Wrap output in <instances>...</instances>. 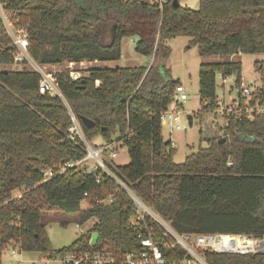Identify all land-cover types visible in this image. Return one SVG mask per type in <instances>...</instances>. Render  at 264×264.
Segmentation results:
<instances>
[{
	"label": "trees",
	"instance_id": "trees-1",
	"mask_svg": "<svg viewBox=\"0 0 264 264\" xmlns=\"http://www.w3.org/2000/svg\"><path fill=\"white\" fill-rule=\"evenodd\" d=\"M0 5L26 30L28 53L38 65L97 64L77 80L66 71L55 73L66 105L41 94L37 72L6 68L13 65L14 49L0 18V264L11 245L48 259L91 251L118 261L140 250L139 232L152 236L166 264L191 260L180 246L170 247L173 238L151 217L144 218L145 227L135 225L129 192L179 235L264 237V114L248 120L243 109L223 116L222 137H207L201 127L206 145L175 163L160 114L179 83L154 62L107 65L120 59L125 37L133 39L135 53L153 60L167 58L164 42L176 36L187 37L201 57H226L199 65L196 115L201 120L218 108L217 75L234 76L233 85L240 84L241 64L229 58L264 53V0H198L197 9L175 7L172 0L161 6L155 0H0ZM258 65L264 74L263 63ZM259 91L264 97V81ZM69 112L87 141L99 136L103 144L125 147L126 165L110 170L104 162L115 179L99 167L89 172L82 165L42 182L44 167L86 155L80 140L68 137ZM81 118L94 126L85 127ZM44 211L76 214L78 225L92 223L69 245L54 249ZM196 253L205 264H264L261 252Z\"/></svg>",
	"mask_w": 264,
	"mask_h": 264
},
{
	"label": "rangeland",
	"instance_id": "rangeland-1",
	"mask_svg": "<svg viewBox=\"0 0 264 264\" xmlns=\"http://www.w3.org/2000/svg\"><path fill=\"white\" fill-rule=\"evenodd\" d=\"M179 5L191 9H197L198 0H178ZM188 38L184 36H176L171 39L165 40L164 44L169 48V54L165 60L156 58L153 60L151 57H143L134 52V41L132 38H123L121 40V57L118 61L110 63L108 66H133L144 65L150 66L152 62L158 65H163L170 72L172 80L182 84L187 99L179 102L176 105V110L180 112L181 130L170 129L168 126L162 125V134L165 140H170L172 146L175 148L173 161L181 163L189 154L196 152L199 147H204L206 143L200 140L199 130L201 127L206 130L207 137H222V132L219 130L224 125L222 109L227 108L231 100H234L237 90L233 86L234 76H228L223 81L222 78L216 76V95L220 100V110L204 114L202 119L199 120L196 112L200 109L198 97V68L201 63L218 62L227 59L221 56H208L201 57L197 53L196 46L188 44ZM230 60L239 61L241 64V79L245 86L258 87L264 81L263 70L259 71L256 68L257 64L264 66V53L263 54H239L229 58ZM94 63H75L74 69L80 70L81 76H86V69L94 67ZM258 65V66H259ZM21 66H7L9 70H18ZM52 72H63L68 70L65 65H50L48 67ZM3 66L0 65V70ZM28 69V68H26ZM187 116L192 117L191 126L188 125ZM201 121V122H200ZM91 148H97L98 145L103 144L99 136L87 141ZM116 152L115 158H110L107 154H101L100 159L103 165L113 170L116 166L126 165L129 162L127 151L125 147H120L119 143L114 145ZM105 162V163H104ZM88 168L96 166L94 159L86 161ZM86 208V203H81V209ZM149 209V208H148ZM150 210V209H149ZM151 211V210H150ZM153 216L161 220L153 211ZM151 217L161 227L162 225L151 215ZM162 221V220H161ZM42 222L45 226V233L48 237L51 246L54 249H60L69 245L75 238L77 233H82L90 228L92 221L79 226H75L77 222V215H65L56 211H44L42 213ZM163 222V221H162ZM170 228L169 223L163 222ZM63 224V225H62ZM163 228V227H162ZM171 229V228H170ZM96 238V234H91V242ZM13 249V250H12ZM264 250V248L262 249ZM14 253L15 257H12ZM198 259V257H196ZM199 259L192 260L191 264H198ZM2 264H61L59 260L48 259L38 252H22L18 248L8 247L2 256Z\"/></svg>",
	"mask_w": 264,
	"mask_h": 264
},
{
	"label": "built area",
	"instance_id": "built-area-1",
	"mask_svg": "<svg viewBox=\"0 0 264 264\" xmlns=\"http://www.w3.org/2000/svg\"><path fill=\"white\" fill-rule=\"evenodd\" d=\"M159 6H161L164 0H155ZM0 18L5 30V34L7 35L10 45L13 47V65L21 66L20 69L28 68V70L35 71L40 75V80L38 84V91L41 94H49L50 96L58 97L65 105L66 102L60 93L57 83L55 81V73L52 72L48 67L50 65H38L29 55V41L27 38V32L24 28L16 27L11 21V15L7 13L3 7L0 5ZM68 70H66L68 77L70 80H77L81 77L80 70L74 69V63L63 64ZM224 79H222L223 81ZM98 82H96L97 84ZM235 87L237 90L236 97L234 100H231L228 104L229 106L225 109H222V112L225 111L226 116L228 114H239L243 109L247 114V119L252 120L254 115L264 114V97L260 96V86L251 87L243 85L242 79L238 86ZM259 88V89H258ZM187 99V96L184 92V88L182 84H178L175 86L173 91V99L171 104L160 114V122L161 125L168 126L170 129L181 130L180 124V112L176 110V105L179 102H182ZM254 100V105L250 106V101ZM242 103V104H241ZM218 108L214 111H219L221 104L220 100L217 99ZM213 112V113H214ZM71 125L67 128L68 137L72 140H80V142L84 145L86 155L82 159L74 162L65 163L60 167H44L42 170L43 180L45 182L50 178L62 174L67 168L76 167L86 165V161L89 159H94L96 166L92 168H88V171H93L96 168H101L106 174L114 178L112 173L103 165L100 155L107 154L110 158L116 157V152L114 151L115 144H101L98 145L97 148H91L85 139L81 126L78 120L73 116L71 112H69ZM115 179V178H114ZM131 199L133 200L136 208V216L134 218L135 225H140V223L144 226V218L148 215H152V212L146 207L138 198H136L132 193L129 192ZM20 197L19 194L16 195ZM154 217V216H153ZM163 227L165 233L164 235H169L173 238V245H178L182 249H184L187 254L191 257V260H186L182 262V264H191L192 260H200V264H205L203 259L197 255L196 250H210L214 252H222V253H239V254H247V253H264L262 250L264 247H261V243L264 241V237L261 239H253L242 235H231L238 236L240 238H245L251 242L250 246H246L236 251H223L218 250L214 247V243L218 242L220 238L224 235H204V234H182L179 235L175 233L172 229L167 227L161 220L154 217ZM78 228L81 225L75 224ZM145 227V226H144ZM137 238L140 244V250L125 254L120 260H115L113 257H110L101 252H85L79 255L66 254L63 257L57 258L61 264H166V260L163 257L158 244L154 241L150 234L144 236L140 232L137 234ZM12 248H18L17 246H10ZM13 250V249H12ZM19 251V249H18ZM20 252V251H19ZM12 257H15L14 253ZM198 257V259L196 258Z\"/></svg>",
	"mask_w": 264,
	"mask_h": 264
},
{
	"label": "bare ground",
	"instance_id": "bare-ground-1",
	"mask_svg": "<svg viewBox=\"0 0 264 264\" xmlns=\"http://www.w3.org/2000/svg\"><path fill=\"white\" fill-rule=\"evenodd\" d=\"M251 242L245 238L238 236L224 235L220 240L214 243V247L223 251H236L246 246H250ZM264 247V241L260 244Z\"/></svg>",
	"mask_w": 264,
	"mask_h": 264
},
{
	"label": "water",
	"instance_id": "water-1",
	"mask_svg": "<svg viewBox=\"0 0 264 264\" xmlns=\"http://www.w3.org/2000/svg\"><path fill=\"white\" fill-rule=\"evenodd\" d=\"M172 5H174L175 7L179 6V2L177 0H172ZM6 72V70L4 71ZM187 121H188V125L191 126L192 124V117L191 116H187ZM81 123L82 125H84L87 128H91L94 126L93 122H91L90 120L86 119V118H81ZM224 139L222 138L220 140V142H222Z\"/></svg>",
	"mask_w": 264,
	"mask_h": 264
},
{
	"label": "crops",
	"instance_id": "crops-1",
	"mask_svg": "<svg viewBox=\"0 0 264 264\" xmlns=\"http://www.w3.org/2000/svg\"><path fill=\"white\" fill-rule=\"evenodd\" d=\"M107 65H109V64H107ZM101 145V144H100Z\"/></svg>",
	"mask_w": 264,
	"mask_h": 264
}]
</instances>
